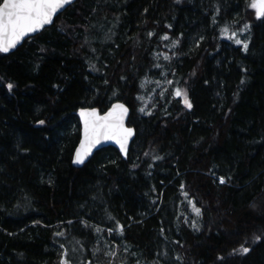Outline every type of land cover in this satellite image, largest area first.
Here are the masks:
<instances>
[{
    "label": "trees",
    "instance_id": "16d2710c",
    "mask_svg": "<svg viewBox=\"0 0 264 264\" xmlns=\"http://www.w3.org/2000/svg\"><path fill=\"white\" fill-rule=\"evenodd\" d=\"M249 3L75 0L0 53V264L65 249L70 264H264V18ZM118 100L127 157L108 146L75 166L76 110Z\"/></svg>",
    "mask_w": 264,
    "mask_h": 264
},
{
    "label": "snow or ice",
    "instance_id": "6c2138e0",
    "mask_svg": "<svg viewBox=\"0 0 264 264\" xmlns=\"http://www.w3.org/2000/svg\"><path fill=\"white\" fill-rule=\"evenodd\" d=\"M74 3V0H2L0 2V53H8L9 50L15 49L17 44L30 33H36L41 29H44L46 25L54 23L53 17L57 13L65 9L66 6ZM254 10L257 19L264 18V0H250L248 5ZM147 11V10H145ZM170 27V26H169ZM249 29V25L245 24L243 28L240 29L241 32H245ZM222 34L229 33V28L225 26L221 29ZM149 36L153 33L149 32ZM229 39H235V43L242 45L243 49L247 51L249 49V42L247 40H241L237 36L236 32H231L228 35ZM162 39L167 40L169 37L165 35ZM177 42H173L175 46ZM167 60L169 57L164 56ZM94 70L95 66H92ZM123 79V77H122ZM107 83V81H105ZM168 84H172V81H167ZM243 83V81H241ZM14 85L12 83L7 84L9 91L13 89ZM143 87V84L141 85ZM163 95V93H161ZM175 97H182V102L187 109H192L193 105L189 99L187 90L180 87L174 89ZM138 99H142L138 97ZM140 112L144 113L145 108H140ZM128 113V108L122 103H115L112 107L103 115L96 108H81L79 115L83 122V138L80 141V146L76 150L75 159L73 163L83 164L85 157L91 151V149L100 142L101 139L115 140L120 146V151L127 155L128 151V141L129 138L133 136L134 130L129 127H125L124 118ZM151 115L150 112L147 113ZM45 120L41 119L38 121L39 125H44ZM147 156L148 153H145ZM154 159H161V157H154ZM223 177L220 178V183H224ZM183 185L181 188L183 189ZM187 197V193H184ZM192 206V211L200 216L201 209L196 206L193 201H189ZM71 223V221H69ZM85 226L87 223L85 222ZM117 226L123 231V226ZM193 227H197L195 221H193ZM97 232H100L99 227L96 228ZM108 231L111 233L113 229L109 228ZM57 236H63V232H57ZM255 241H260L261 236L256 235ZM79 243V241H77ZM62 249H65L63 244L60 245ZM73 251H75L73 249ZM127 251V248L125 249ZM234 252L237 250H233ZM239 251L243 254H247L250 251L249 247L244 245L240 246ZM95 255V253H93ZM106 255L115 257L116 253L108 252ZM68 250L65 249L61 256L60 264H70L67 259ZM179 259V257H177ZM223 259V257H221ZM91 264V262H90Z\"/></svg>",
    "mask_w": 264,
    "mask_h": 264
},
{
    "label": "water",
    "instance_id": "95a60500",
    "mask_svg": "<svg viewBox=\"0 0 264 264\" xmlns=\"http://www.w3.org/2000/svg\"><path fill=\"white\" fill-rule=\"evenodd\" d=\"M74 1H75V0H74ZM1 2H2V0H1ZM68 6H69V5H68ZM68 6H66V7H68ZM66 7H65V8H66ZM63 10H64V9L60 10V11L57 13V15L60 14ZM57 15H56V16H57ZM56 16L53 17V20H54V18H55ZM50 25H51V24H50ZM50 25H46L45 27H48V26H50ZM42 30H43V29L39 30V31L36 32V33H30L28 36L24 37V38H23V39L17 44L16 47H18L20 44H22V42H23L25 39H27V38H29V37H32V36H35L36 34H38L39 32H41ZM13 50H14V49H11V50H9V52H10V51H13ZM115 103H122V104L125 105L126 108H128V113H127V115H126L125 118H124V125H125V127H129V128H132V129L134 130V134H133V136L130 137V138H129V141H128V150H129L130 144H131V142H132V140H133V138H134V136H135V129H134L133 126H131V125L128 124V118H129V115H130V108L128 107V105H127L125 102L118 100V101H114V102H112L111 105L109 106V108L106 109L104 112H100L98 109H97V110L100 112L101 115H103V114L106 113V112L112 107V105L115 104ZM81 108H93V107H80V108H78V109L76 110V112H75V113H76V116L78 117L79 124H80V135H79L78 143H77V145L75 146V149H74V151H73V159H72V162H73L74 159H75L76 150H77V148L80 146V141H81V139L83 138V122H82L81 117H80V115H79V112H80V109H81ZM108 146H111V147H114L115 149H117V151L121 154V156H122L123 158H126V157H127V155H125L124 153H122V152L120 151V146H119V144H117V143L115 142V140L101 139L100 142L97 143V144L91 149V151L88 153V155L85 157V161H84V163L87 162V161L93 156V154H94L97 150H99V149H101V148H104V147H108ZM127 154H128V151H127ZM84 163H83V164H84ZM73 164H74L75 166H78V167H80V166L83 165V164H75V163H73Z\"/></svg>",
    "mask_w": 264,
    "mask_h": 264
},
{
    "label": "rangeland",
    "instance_id": "374dc122",
    "mask_svg": "<svg viewBox=\"0 0 264 264\" xmlns=\"http://www.w3.org/2000/svg\"><path fill=\"white\" fill-rule=\"evenodd\" d=\"M247 32V31H246ZM247 36V34L245 35V37ZM181 98V103L183 104V102H182V97H180ZM184 105V104H183Z\"/></svg>",
    "mask_w": 264,
    "mask_h": 264
},
{
    "label": "bare ground",
    "instance_id": "6f19581e",
    "mask_svg": "<svg viewBox=\"0 0 264 264\" xmlns=\"http://www.w3.org/2000/svg\"><path fill=\"white\" fill-rule=\"evenodd\" d=\"M157 41H159V40H157ZM121 42H122V41H121ZM156 49H157V48H156ZM148 57H149V56H148ZM145 59H146V58H145ZM96 109H97V108H96ZM169 257H170V256H169ZM172 257H173V256H172ZM165 258H166V257H165ZM165 258H164V259H165ZM164 259H163V260H164ZM168 260H169V259H168ZM172 260H173V259H172Z\"/></svg>",
    "mask_w": 264,
    "mask_h": 264
}]
</instances>
